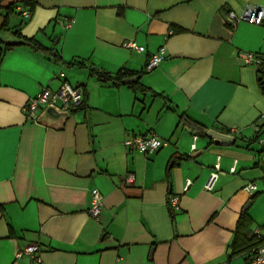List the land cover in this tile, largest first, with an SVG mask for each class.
I'll return each mask as SVG.
<instances>
[{
	"label": "crops",
	"instance_id": "crops-1",
	"mask_svg": "<svg viewBox=\"0 0 264 264\" xmlns=\"http://www.w3.org/2000/svg\"><path fill=\"white\" fill-rule=\"evenodd\" d=\"M28 1L0 0V36L18 31L43 46L0 56V264H248L254 245L237 252L246 245L235 241L244 214L241 228L256 237L247 244L264 243V88L260 66L243 54L264 55V23L233 25L227 14L264 0ZM162 47L165 58L148 71ZM64 80L85 99L62 123L39 120L46 107L27 111ZM210 129L234 142L216 143ZM149 131L166 142L158 151L124 145ZM95 188L103 206L92 217ZM30 245L38 260L24 253Z\"/></svg>",
	"mask_w": 264,
	"mask_h": 264
},
{
	"label": "built area",
	"instance_id": "built-area-1",
	"mask_svg": "<svg viewBox=\"0 0 264 264\" xmlns=\"http://www.w3.org/2000/svg\"><path fill=\"white\" fill-rule=\"evenodd\" d=\"M23 14L26 17H30L31 13L30 11H24L22 10ZM227 20L235 25L240 20H246L249 23L252 24H263L264 23V8L258 7L256 5L248 4L243 12L238 15L235 12H230L227 14ZM124 47L127 49H135L138 51H144L145 47L139 45L135 41H127L124 43ZM166 56L165 48L162 47L157 51L156 53L152 54L149 58L148 64L146 69L148 71L153 70L157 66L160 65L161 61ZM244 62L248 65H257L260 66L264 64V55L253 53V52H246L243 54ZM60 76H64L63 73L60 74ZM85 99V92L84 89L81 86L73 85L69 81L64 80L61 87L53 91L50 88H43L35 97H32L29 100L27 111L31 114L35 113L38 109L47 107L51 104H59L62 108H64L67 111H73L77 108H79ZM197 136L194 137L196 140ZM166 142L154 131H149L146 134L141 135H135L132 137H128L124 141V145L131 149V150H137L143 153L152 154L156 151H158L162 146H164ZM192 149H196V144L194 143L192 145ZM262 164L264 166V154L262 155ZM221 156H217V161L214 164V167L212 171L210 172V175L207 179V182L205 184V189L208 191H212L215 188V185L219 179V175L221 172ZM236 171L235 166L231 168V172L234 173ZM134 175L129 174L127 180L133 181ZM192 181L187 180L185 185V190L188 189V187L191 185ZM244 188L249 192H254L257 189V185L254 182H248ZM172 205L175 208H179V198L174 197L172 198ZM103 206V200L101 192L95 188L92 190V203L91 207L89 208V215L92 217H97L99 213L102 210ZM258 235H260L258 233ZM39 250V247L37 245H30L28 246L24 253L30 254L33 257L34 253H36ZM22 255V253H19V256ZM36 260H38V257H35ZM248 264H264V243L255 246L250 251V258Z\"/></svg>",
	"mask_w": 264,
	"mask_h": 264
},
{
	"label": "trees",
	"instance_id": "trees-1",
	"mask_svg": "<svg viewBox=\"0 0 264 264\" xmlns=\"http://www.w3.org/2000/svg\"><path fill=\"white\" fill-rule=\"evenodd\" d=\"M25 3H29L28 0H23ZM15 5V3H11L7 8H6V14H5V21L3 23L2 29H5L8 25V17L9 15L13 12V6ZM33 5V4H32ZM14 37L13 39H7L3 36H0V56L7 50L12 49L13 47L20 45V44H29L34 46L37 49H42L43 46H41L35 39L32 38H27L25 36H23V34H21L20 32L16 31L14 32ZM93 73L97 74L99 76L100 79L102 80H115V82L117 84H120L122 82V79L124 78L123 75L121 76H111L108 73H101V72H97L95 70H93ZM259 74H260V79H259V83L260 85L264 88V64L260 65L259 67ZM138 84V81L135 83ZM135 84H130L135 85ZM142 85H140L139 87L144 90L143 87H141ZM245 215L243 214L238 222V226H237V230H236V241H235V245H239V246H243L246 245V247L240 248L237 250V252H243L247 249H249L252 245H254V247L258 244H260L262 242V239H259V241L252 244H247L249 242L256 239L255 235L254 236H249V231L248 229L245 231L241 228L242 226H244V220H245ZM246 224V223H245ZM249 237V238H248ZM249 245V246H247ZM252 247V248H254ZM238 248V246H237ZM235 248V249H237Z\"/></svg>",
	"mask_w": 264,
	"mask_h": 264
},
{
	"label": "water",
	"instance_id": "water-1",
	"mask_svg": "<svg viewBox=\"0 0 264 264\" xmlns=\"http://www.w3.org/2000/svg\"><path fill=\"white\" fill-rule=\"evenodd\" d=\"M138 80V77H127L123 80L124 83H132ZM69 111L63 110L61 107L51 104L47 106L44 111L39 116V120L44 121L47 120L49 117L58 116L60 117V121H62L69 116ZM207 134L214 138L216 143H232L234 142V137L232 135L222 133L215 129L208 130Z\"/></svg>",
	"mask_w": 264,
	"mask_h": 264
}]
</instances>
